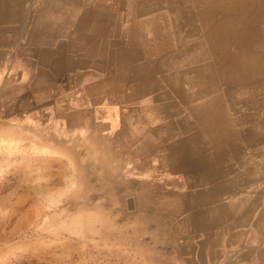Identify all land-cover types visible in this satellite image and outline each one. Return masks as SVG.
I'll return each mask as SVG.
<instances>
[{
	"label": "crops",
	"instance_id": "crops-1",
	"mask_svg": "<svg viewBox=\"0 0 264 264\" xmlns=\"http://www.w3.org/2000/svg\"><path fill=\"white\" fill-rule=\"evenodd\" d=\"M238 1L206 0L202 16L219 45L212 49L236 51L221 59V75L234 80L256 76L264 58L230 24L215 27L214 15L229 19ZM106 22L86 0H0V151H30L48 164L79 158L123 176L72 177L81 183L72 191H9V212L32 222L45 198L48 227L61 219L57 237L30 241L31 256L264 264V128L252 126L253 113L231 111L211 66L187 68L186 77L176 61L120 69L103 53Z\"/></svg>",
	"mask_w": 264,
	"mask_h": 264
},
{
	"label": "rangeland",
	"instance_id": "rangeland-1",
	"mask_svg": "<svg viewBox=\"0 0 264 264\" xmlns=\"http://www.w3.org/2000/svg\"><path fill=\"white\" fill-rule=\"evenodd\" d=\"M204 1L86 0V9L88 13H101L107 20L108 27L104 30L109 32L102 39L103 53L105 55L108 52L117 57L120 69L128 71L133 65L165 61H176L183 66L184 72L192 66L203 69L211 66L209 74L216 83V89L231 96V111L246 110L253 113L255 117L250 119L253 121L252 126L264 128V58L258 62L254 77L234 80L231 78L233 75H221L224 73L221 59L228 56L224 53L234 54L236 51L229 48L223 53L222 50L212 49L219 45L209 30L204 28ZM235 3L238 4L226 12L229 19L222 16L224 10L214 15L215 27L218 23L230 24L232 30L239 31L236 34L240 39H247V47H251L248 46L250 43H256L254 49L262 51L264 56V0H239ZM233 18L238 20L234 22ZM89 40L93 44L94 38ZM90 49L93 50V46ZM186 88L191 89L188 85ZM236 121L238 125L237 118ZM247 126L249 130L251 125ZM246 138L250 142L256 140L254 134ZM29 153L13 149L0 151V264H46L42 255L37 257L38 260L31 256L30 241H44L48 234L57 237L62 232L58 229L61 219H51L48 227L47 212L52 213L53 209L47 208L45 198L39 208L41 211L32 222L22 219L20 213L9 212L6 202L14 200L8 197L9 191L30 189L32 184H39L40 188L49 185L50 189L72 191L81 189V183L72 177H123L115 167L85 165L83 159L68 157L48 164L46 159H31ZM32 177H38V180L32 182Z\"/></svg>",
	"mask_w": 264,
	"mask_h": 264
},
{
	"label": "water",
	"instance_id": "water-1",
	"mask_svg": "<svg viewBox=\"0 0 264 264\" xmlns=\"http://www.w3.org/2000/svg\"><path fill=\"white\" fill-rule=\"evenodd\" d=\"M127 203H128V207L131 206V199H128Z\"/></svg>",
	"mask_w": 264,
	"mask_h": 264
},
{
	"label": "bare ground",
	"instance_id": "bare-ground-1",
	"mask_svg": "<svg viewBox=\"0 0 264 264\" xmlns=\"http://www.w3.org/2000/svg\"><path fill=\"white\" fill-rule=\"evenodd\" d=\"M255 73V72H254ZM256 74V73H255ZM251 75V74H250Z\"/></svg>",
	"mask_w": 264,
	"mask_h": 264
}]
</instances>
